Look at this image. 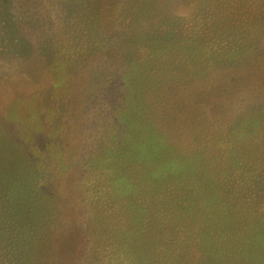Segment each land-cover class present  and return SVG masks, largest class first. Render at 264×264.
<instances>
[{
	"label": "trees",
	"instance_id": "16d2710c",
	"mask_svg": "<svg viewBox=\"0 0 264 264\" xmlns=\"http://www.w3.org/2000/svg\"><path fill=\"white\" fill-rule=\"evenodd\" d=\"M91 1L14 29L0 264H264V0Z\"/></svg>",
	"mask_w": 264,
	"mask_h": 264
},
{
	"label": "rangeland",
	"instance_id": "374dc122",
	"mask_svg": "<svg viewBox=\"0 0 264 264\" xmlns=\"http://www.w3.org/2000/svg\"><path fill=\"white\" fill-rule=\"evenodd\" d=\"M92 6L91 0H0V75L4 71L12 74L22 68L12 50L21 36L17 32L24 31L27 35L22 41L24 46L33 45L37 39H42L44 43L49 39L51 45L56 46L58 39L71 36L77 28L82 29L83 24L80 27L79 23L96 17L98 9L91 12ZM35 24L38 30L29 28ZM13 37L11 43L9 40ZM3 100L0 96V101ZM1 121L0 117V124Z\"/></svg>",
	"mask_w": 264,
	"mask_h": 264
},
{
	"label": "clouds",
	"instance_id": "9594fccd",
	"mask_svg": "<svg viewBox=\"0 0 264 264\" xmlns=\"http://www.w3.org/2000/svg\"><path fill=\"white\" fill-rule=\"evenodd\" d=\"M191 14H192L191 7H185L176 13L177 17L180 19H187L191 16Z\"/></svg>",
	"mask_w": 264,
	"mask_h": 264
}]
</instances>
